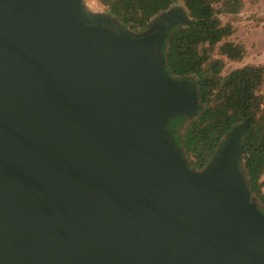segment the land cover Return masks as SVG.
Listing matches in <instances>:
<instances>
[{
  "label": "water",
  "instance_id": "obj_1",
  "mask_svg": "<svg viewBox=\"0 0 264 264\" xmlns=\"http://www.w3.org/2000/svg\"><path fill=\"white\" fill-rule=\"evenodd\" d=\"M191 22L132 33L84 0H0V264H264L248 121L202 172L164 130L197 110L161 54Z\"/></svg>",
  "mask_w": 264,
  "mask_h": 264
},
{
  "label": "trees",
  "instance_id": "obj_2",
  "mask_svg": "<svg viewBox=\"0 0 264 264\" xmlns=\"http://www.w3.org/2000/svg\"><path fill=\"white\" fill-rule=\"evenodd\" d=\"M105 16L125 30L141 33L176 9H186L191 24L177 23L167 32L161 54L169 78L196 87L197 110L175 116L164 130L192 171L210 167L231 133L248 121L241 140L238 169L251 204L264 216V65L241 63L248 50L229 40L245 0H99Z\"/></svg>",
  "mask_w": 264,
  "mask_h": 264
},
{
  "label": "rangeland",
  "instance_id": "obj_3",
  "mask_svg": "<svg viewBox=\"0 0 264 264\" xmlns=\"http://www.w3.org/2000/svg\"><path fill=\"white\" fill-rule=\"evenodd\" d=\"M245 3V10L239 19L231 20L230 17H223L225 23L231 21L235 27V33L229 40L242 43L248 48L245 60L241 63H229L227 70L246 64L264 65V0H245ZM178 10L189 19L186 9Z\"/></svg>",
  "mask_w": 264,
  "mask_h": 264
},
{
  "label": "built area",
  "instance_id": "obj_4",
  "mask_svg": "<svg viewBox=\"0 0 264 264\" xmlns=\"http://www.w3.org/2000/svg\"><path fill=\"white\" fill-rule=\"evenodd\" d=\"M84 5L91 13L97 15H103L108 10V6L99 0H84Z\"/></svg>",
  "mask_w": 264,
  "mask_h": 264
},
{
  "label": "crops",
  "instance_id": "obj_5",
  "mask_svg": "<svg viewBox=\"0 0 264 264\" xmlns=\"http://www.w3.org/2000/svg\"><path fill=\"white\" fill-rule=\"evenodd\" d=\"M247 48V47H246ZM247 50H248V48H247Z\"/></svg>",
  "mask_w": 264,
  "mask_h": 264
}]
</instances>
